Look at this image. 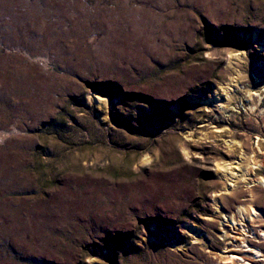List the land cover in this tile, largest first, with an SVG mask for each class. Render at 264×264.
Returning <instances> with one entry per match:
<instances>
[{
    "label": "rangeland",
    "instance_id": "obj_1",
    "mask_svg": "<svg viewBox=\"0 0 264 264\" xmlns=\"http://www.w3.org/2000/svg\"><path fill=\"white\" fill-rule=\"evenodd\" d=\"M252 150L264 254V0H0V264H227Z\"/></svg>",
    "mask_w": 264,
    "mask_h": 264
},
{
    "label": "bare ground",
    "instance_id": "obj_2",
    "mask_svg": "<svg viewBox=\"0 0 264 264\" xmlns=\"http://www.w3.org/2000/svg\"><path fill=\"white\" fill-rule=\"evenodd\" d=\"M243 62H245V56L243 52L232 54L227 57L225 67L230 73L229 82L221 88L220 95L214 91V97L210 101V103L213 102L218 105V107H216L218 110L228 109L227 107L229 106L230 102L236 99V89H238L237 91L240 92V95L245 98L246 102L248 103L252 102L255 105V100H258V102L261 100L259 94L251 93L250 90H245V88L241 87L239 76L241 73L239 68H241ZM234 75L236 76L235 78H233ZM241 89H243L242 92L240 91ZM92 99L97 106L107 103V99H103L96 94L92 95ZM255 150H257V143ZM252 154L253 150L251 151V154L247 156L244 153H241L239 160L240 162L238 164L235 162L226 163V161H223L219 163L215 169V175L221 181L222 187L217 193L220 196L219 198L215 197L216 194L212 195L211 199L214 204V211L222 218L221 226H226L230 232H235L237 235L233 237L232 240L234 241L229 242V244L231 245L232 242L238 241L240 245L232 246L235 248H230L228 251L225 250L222 252L221 255L228 260L226 262L227 264H264V254L256 247H253L251 242L248 241V239L251 238V235H249V232L247 231V224H250L255 219H258L261 216L260 213H258L257 210L250 204L248 206L236 205L235 213L233 215H226L221 212V206L219 205L220 198L222 199L226 195L234 193L235 186L239 183L236 180L244 178V176L238 177L236 174V171L239 169L240 165L243 166V169L246 173H252L256 169L255 159L251 156ZM258 181L264 189V178L261 177ZM185 229L191 235L195 232L188 224L186 225ZM223 235L228 239L232 238L226 232L223 233ZM259 236L264 238V231H261ZM228 252H238V254H227Z\"/></svg>",
    "mask_w": 264,
    "mask_h": 264
}]
</instances>
